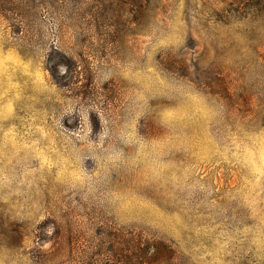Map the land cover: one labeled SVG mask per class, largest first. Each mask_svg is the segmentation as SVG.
Returning a JSON list of instances; mask_svg holds the SVG:
<instances>
[{"label":"rangeland","instance_id":"374dc122","mask_svg":"<svg viewBox=\"0 0 264 264\" xmlns=\"http://www.w3.org/2000/svg\"><path fill=\"white\" fill-rule=\"evenodd\" d=\"M129 232L264 264V6L0 0V264H125Z\"/></svg>","mask_w":264,"mask_h":264},{"label":"trees","instance_id":"16d2710c","mask_svg":"<svg viewBox=\"0 0 264 264\" xmlns=\"http://www.w3.org/2000/svg\"><path fill=\"white\" fill-rule=\"evenodd\" d=\"M252 5L264 6V0H250ZM57 56L62 59L53 61L50 73L56 83L60 85H67L66 79L74 78L79 75V70L75 65L73 68L67 63L65 55L60 51H54ZM65 67V71L59 74L57 68ZM59 74V75H58ZM66 78V79H65ZM146 238V237H145ZM141 238V236L135 237L130 232L124 239V246L120 248L115 254L119 257L121 262L125 264H158L162 261H170L173 257V251L169 245L162 241H154L151 239ZM123 257V258H122Z\"/></svg>","mask_w":264,"mask_h":264}]
</instances>
